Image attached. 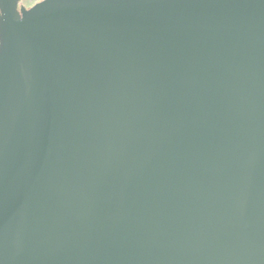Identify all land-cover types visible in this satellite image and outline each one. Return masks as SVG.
I'll use <instances>...</instances> for the list:
<instances>
[{"label":"water","instance_id":"95a60500","mask_svg":"<svg viewBox=\"0 0 264 264\" xmlns=\"http://www.w3.org/2000/svg\"><path fill=\"white\" fill-rule=\"evenodd\" d=\"M0 0V264H264V0Z\"/></svg>","mask_w":264,"mask_h":264},{"label":"flooded vegetation","instance_id":"af4514ba","mask_svg":"<svg viewBox=\"0 0 264 264\" xmlns=\"http://www.w3.org/2000/svg\"><path fill=\"white\" fill-rule=\"evenodd\" d=\"M45 0H20L17 4V10L21 13L22 9L29 10L36 4L43 2ZM2 16V10L0 8V17Z\"/></svg>","mask_w":264,"mask_h":264}]
</instances>
